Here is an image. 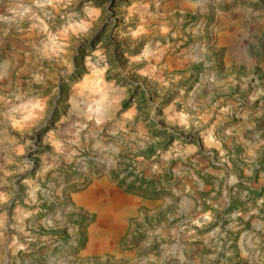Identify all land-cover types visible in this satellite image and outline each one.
I'll return each mask as SVG.
<instances>
[{
	"label": "rangeland",
	"instance_id": "obj_1",
	"mask_svg": "<svg viewBox=\"0 0 264 264\" xmlns=\"http://www.w3.org/2000/svg\"><path fill=\"white\" fill-rule=\"evenodd\" d=\"M214 13L0 0V264H191L193 230L195 264H264V21L226 68Z\"/></svg>",
	"mask_w": 264,
	"mask_h": 264
},
{
	"label": "crops",
	"instance_id": "obj_2",
	"mask_svg": "<svg viewBox=\"0 0 264 264\" xmlns=\"http://www.w3.org/2000/svg\"><path fill=\"white\" fill-rule=\"evenodd\" d=\"M206 3L209 2L211 6L214 7V30L216 31L217 39L215 50L224 51V66L226 68L230 66H238L241 68L245 66V56L248 54L249 39L251 33L255 30L256 26L264 21V9H256L255 5L258 0H242L244 1L243 6L240 5L239 0H205ZM264 3V0L261 1ZM21 45H24V40L21 41ZM196 58L192 54H177L172 57L170 61V67H173V64H189L190 62H195ZM168 66V65H167ZM166 66V68H167ZM214 84H221L220 81H215ZM128 112H123L122 115L127 114ZM120 139V149H123L124 136H127L121 133ZM119 136V137H120ZM139 136V134H138ZM128 143V142H127ZM139 143V142H137ZM137 146V145H136ZM135 146V147H136ZM139 148V147H138ZM195 151V149H190V152ZM185 157V154L182 155ZM189 156V155H187ZM154 158V157H152ZM141 167L144 166V161L139 162ZM176 172V171H175ZM192 173L194 171L192 170ZM187 179L189 177H186ZM183 182V181H182ZM194 196V195H193ZM194 198V197H193ZM179 215L182 216V220L191 223L193 227L195 225L201 224V216L204 214V209L201 206H188L186 203L180 206L178 210ZM194 231V230H193ZM193 231H188L183 234V242L178 240L176 247L179 249L177 257L181 261H187V254L192 252L194 254L191 264L197 263L201 253V249L204 247V244L198 242V235L192 233ZM181 264H183L181 262Z\"/></svg>",
	"mask_w": 264,
	"mask_h": 264
},
{
	"label": "trees",
	"instance_id": "obj_3",
	"mask_svg": "<svg viewBox=\"0 0 264 264\" xmlns=\"http://www.w3.org/2000/svg\"><path fill=\"white\" fill-rule=\"evenodd\" d=\"M122 183H124V181H122ZM134 187V185H129V189H132Z\"/></svg>",
	"mask_w": 264,
	"mask_h": 264
},
{
	"label": "bare ground",
	"instance_id": "obj_4",
	"mask_svg": "<svg viewBox=\"0 0 264 264\" xmlns=\"http://www.w3.org/2000/svg\"><path fill=\"white\" fill-rule=\"evenodd\" d=\"M92 233L95 234V230L94 229L92 230Z\"/></svg>",
	"mask_w": 264,
	"mask_h": 264
}]
</instances>
